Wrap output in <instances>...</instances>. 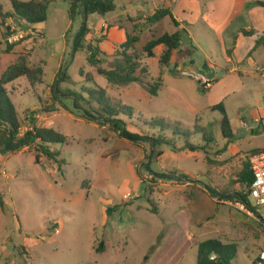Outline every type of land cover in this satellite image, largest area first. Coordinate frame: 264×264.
Returning a JSON list of instances; mask_svg holds the SVG:
<instances>
[{"label":"rangeland","instance_id":"obj_1","mask_svg":"<svg viewBox=\"0 0 264 264\" xmlns=\"http://www.w3.org/2000/svg\"><path fill=\"white\" fill-rule=\"evenodd\" d=\"M0 5L5 12L12 10L11 0H0ZM69 5L59 0L50 6L47 22L34 25L42 34L11 19L1 27L0 19V79L20 58H26L31 69L44 70L34 85L24 77L6 87L18 112L21 133L34 127L51 128L68 141L49 145L59 153L57 163L40 155L37 164L35 147L0 158V264H197L198 245L208 240L236 245L238 252L232 264H254L264 245V229L226 196L247 191L239 183L240 174L251 156L264 152V111L260 108H264V83L259 86L245 79L243 95L225 103L235 135L226 150L228 141L222 137L218 111L202 112L195 122L165 107L162 95L157 98L149 94V86L161 84V72L172 68L181 76L177 79L185 96L195 100L200 94V102L208 105V91L200 85L195 89L180 73L192 69L208 75L205 46L193 56L194 67L181 64L176 70L179 64L174 67L177 59L173 57L162 66L160 59L166 47L154 49L153 58L147 56L145 47L178 29L170 18L151 24L149 16L144 17L147 13H142L132 27H127V37L138 39L127 54L141 64L144 84L111 85L96 67L88 65L86 50L75 53L83 17L78 15L71 21ZM152 6L149 3V8H143ZM91 26L98 27L99 20L92 18ZM10 38L16 42L10 44ZM104 38L88 34L84 45L97 46L95 41ZM110 40L115 41L114 34ZM186 40L184 37L177 51L184 59L192 52L191 48L189 53L182 50ZM11 45L13 50L8 53ZM121 45L113 55L99 57L100 68L110 70L123 62L126 53ZM60 72L66 76L61 82ZM55 83L62 91L78 93L85 87H102L113 102L134 108L136 116L124 118L133 133L158 138L162 135L159 129L143 124L155 118L175 117L191 132L197 124L205 133L194 134L190 141L201 150H183V141L168 133L166 136L173 138L171 146L152 148L120 139L108 126L83 119L73 109L71 99L55 94ZM256 111L259 116L254 120ZM151 173L187 176L191 182L178 183ZM207 188L216 195L213 197ZM252 211L264 216V208L254 207ZM100 243L104 251L99 253Z\"/></svg>","mask_w":264,"mask_h":264},{"label":"trees","instance_id":"obj_2","mask_svg":"<svg viewBox=\"0 0 264 264\" xmlns=\"http://www.w3.org/2000/svg\"><path fill=\"white\" fill-rule=\"evenodd\" d=\"M57 1L58 0H33L30 2H22L19 0H11L12 10L9 12H5L3 7L0 5L1 27H4L5 21L10 19L14 21H22L29 25L44 24L48 20L50 6ZM63 1L70 4L68 16L71 21H74L78 15L83 17V24L74 44L75 53L86 50L89 54L87 59L88 65L96 67L98 69V73L105 77L111 85L128 86L131 84H144L141 76L143 71L141 69V64L139 62H133L127 54V52L132 49L134 43L138 41L137 38L127 37V41L121 45V48L124 50L123 53H126L124 54L123 62L117 63L110 70H104L99 67L101 64L99 57H108V55L103 53L98 45H84L86 37L90 32L88 28L89 17L94 14L107 16L115 13L117 11L115 0ZM256 5L264 7V2H257ZM166 18H170L173 24L177 28L179 27V23L176 21L171 10L168 8L156 10L152 16L147 18V20L151 24H157ZM7 29L9 30V28ZM7 35L8 34L6 33L4 36ZM186 35L187 33L185 30L178 29L172 35L166 34L149 42L145 47V52L149 58H153L154 49L160 46L166 47V50L160 59V64L166 67L170 63L174 53L180 49L182 40L186 37ZM245 35L251 36L254 35V33H245ZM95 43L99 44L101 43V40H96ZM260 47H264V33L261 39L256 42V46L252 50V53ZM12 50L13 46H8L7 52L10 53ZM43 74L44 70L42 68L31 69L27 65L26 58H20L17 64H13L8 67L2 75V78L0 79V158L3 156L16 155L26 149L35 147L37 153V164H39L40 155H44L49 160H53L56 163L58 162L57 158L59 157V153L53 152L49 148V145H64L68 142L67 137L54 129L39 127H34L32 130L22 134L16 106L6 88L9 84L24 77L28 78L31 84L34 85L39 82L37 81V76H42ZM163 74L164 73L161 72V77ZM65 77V73L60 72L58 80L61 82ZM162 83L163 81L161 79V84L149 86V94L156 97L163 85ZM95 86V88L85 87L81 90V93H78L71 92L70 90L62 91L58 88L57 83H55L54 92L58 96L62 95L63 97L71 99L73 109L77 113H81L83 119L87 122L96 123L100 127L108 126L110 130L120 139L129 141L134 145L149 144L152 148L160 145L171 146L170 141H172L173 138H178L183 141V150H188L190 152H198L201 150V148L195 146L190 141L194 134L200 135L205 133L203 129L198 128L197 124L195 125V131L191 132L184 129L179 123H172L163 119L155 118L149 122H143V124L152 130L159 129L162 132V135L158 138H152L129 131L124 118H134L136 116L134 108L128 105L113 102L107 96L105 89L97 85ZM211 109L212 112L218 111L222 116L219 126L222 137L228 141L224 149L228 150L234 141L235 135L226 108L224 104L221 103ZM196 131L198 132L196 133ZM166 133L170 134L173 138L171 139L169 136H166ZM205 141L211 142L212 140L205 138ZM259 152L261 151H258L257 153ZM147 168L150 170L149 164L147 165ZM151 176H157L161 179H169L178 183L191 182L190 178L187 176H166L156 173H151ZM252 180L253 175L250 170V164L247 163L240 174L239 183L245 185L246 190H248ZM207 190L213 195V197L216 195L210 188H207ZM248 197V191L245 193H237L232 196H226V198L230 201L241 203L245 205L247 209H250ZM1 204L3 206V201H1ZM108 213L110 214L111 210H108ZM261 225L264 229L263 224ZM97 251L99 253L104 251L103 243H100ZM237 252L238 247L236 245H225L218 240H208L198 245L197 264H232L233 260L237 256ZM213 257H215L214 260H212Z\"/></svg>","mask_w":264,"mask_h":264},{"label":"crops","instance_id":"obj_3","mask_svg":"<svg viewBox=\"0 0 264 264\" xmlns=\"http://www.w3.org/2000/svg\"><path fill=\"white\" fill-rule=\"evenodd\" d=\"M116 1H119V5L116 4L117 11L112 13L114 14L112 19L109 18L111 14L107 16L94 14L88 19L89 36L95 34L105 37L101 39L98 46L108 56L115 53L118 45L126 42L127 27H132L142 13H147L144 17L152 16L156 10L161 8L170 9L179 23L177 29L186 31L187 46L182 47V50L189 53V49H192L188 59H184L178 52L174 53L172 60L177 59L174 67L179 64L176 70L181 68V64L184 66L190 64L194 67L193 56L202 51L204 46L207 48L209 65L206 67L208 70L206 77L213 82L205 98L210 102L208 105L200 102L202 101L198 98L201 97L200 94L194 96L195 100L185 96L181 91L180 81L177 79L181 76L175 75L172 68H167L162 76L163 85L156 97L162 95L160 100L163 105L171 109L175 115L183 113L195 119L196 122L202 112L210 111L212 107L221 103L225 106L229 100L241 97L246 89L245 79H251L259 86L263 85L264 47L258 48L254 53L252 50L264 33V7L256 5L257 2L264 1L115 0V3ZM149 3L153 4V9L143 8L145 6L149 8ZM118 11L120 13L116 14ZM92 18L99 20V26L95 29L91 26ZM30 26L36 33H40L34 25ZM92 31L95 32L92 34ZM250 32L254 35H245ZM112 34H114L115 41L110 40ZM188 80L195 89L199 90L198 83ZM201 105L205 107L202 110L199 108ZM260 108L264 111L263 107ZM258 116L259 111H256L254 120ZM163 120L180 123V120L175 117H167ZM188 237L193 238L191 235Z\"/></svg>","mask_w":264,"mask_h":264},{"label":"built area","instance_id":"obj_4","mask_svg":"<svg viewBox=\"0 0 264 264\" xmlns=\"http://www.w3.org/2000/svg\"><path fill=\"white\" fill-rule=\"evenodd\" d=\"M8 42L14 44L16 41L10 38ZM180 73L183 77L198 83L205 91H208L212 87L213 82L201 72L187 69L181 70ZM249 164L253 175L252 183L247 190L250 209H247L246 206L241 203H236V207L241 212L258 220L264 226V216H260L252 211L254 207L264 208V152H259L251 156ZM250 199H252L253 202H251ZM214 259L215 257L212 258V260ZM254 264H264V245L259 250Z\"/></svg>","mask_w":264,"mask_h":264}]
</instances>
